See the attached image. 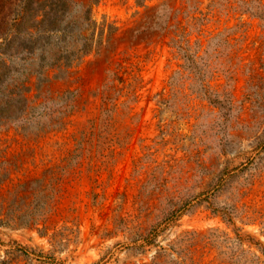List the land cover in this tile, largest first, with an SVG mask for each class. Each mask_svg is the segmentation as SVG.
<instances>
[{
    "label": "rangeland",
    "instance_id": "1",
    "mask_svg": "<svg viewBox=\"0 0 264 264\" xmlns=\"http://www.w3.org/2000/svg\"><path fill=\"white\" fill-rule=\"evenodd\" d=\"M159 1L94 4L98 21L116 25L114 40L86 55L66 77L49 76L41 85L35 76L23 82L21 70L36 64L35 56L33 62H22L18 56L4 57L5 64L0 61V72L9 70L0 80V264H148L157 247H136L133 240L139 228L156 221L159 193L145 196L143 204L138 195L151 168L148 153L158 146L162 133L172 138V131L182 135L178 145L166 144L170 154L180 156L181 144L195 138L200 148L207 147L205 156L211 159L219 155L223 160L235 151L241 152L235 163L246 155L255 157L257 175L252 183L245 181V194L237 205H249L256 220L247 222L244 208H239L234 223L260 244L239 241L232 224L202 205L171 222L156 242L166 245L178 236L196 234L197 261L243 264L255 251L264 264L258 249L264 248L259 221L264 222V146L258 144L264 139V19L232 11L230 28L207 47L210 84L226 104L220 108L190 93L188 80L182 87L184 96H171L169 79L180 59L168 43L170 30L150 27L137 32ZM169 1L176 7L181 4ZM223 39L227 43L217 46ZM125 54L139 63L143 78L133 110V133L113 156L103 157L93 141L86 144L84 139L98 115L106 71ZM12 90H21L30 101L15 97ZM67 92L70 103L65 104L59 95ZM223 146L228 154L221 153ZM163 157L167 156L157 154L158 160Z\"/></svg>",
    "mask_w": 264,
    "mask_h": 264
},
{
    "label": "trees",
    "instance_id": "2",
    "mask_svg": "<svg viewBox=\"0 0 264 264\" xmlns=\"http://www.w3.org/2000/svg\"><path fill=\"white\" fill-rule=\"evenodd\" d=\"M98 1L1 0L0 61L5 64L4 57L18 56L22 62L26 58L33 62L35 56L34 60H38L36 64L23 65V82L35 76L37 84L41 85L49 76H68L86 55L99 51L101 46L114 40L117 30L114 22L106 19L98 21L94 17L93 6ZM145 1L135 0L138 5H144ZM152 10L146 14L148 21L137 32L150 27L170 30L168 43L180 59L178 68L169 79L171 96H184L186 93L182 87L188 80L190 93L197 92L199 98L223 108L226 105L224 100L211 87L212 75L206 69L209 61L204 54L212 40L230 28L227 26L230 12L248 13L264 19V1L208 0L205 3L204 0H181V4L176 7L175 2L160 0ZM223 14H227L226 17ZM219 25L224 26L221 29ZM220 42L227 43V40L216 42V45H220ZM8 74L9 70L2 69L0 80L8 77ZM142 86L140 65L132 61L130 55H123L108 67L99 87L100 103L96 121L90 126L89 137L84 139L86 144L93 141L95 151L101 156H113L117 148L125 146L132 135L134 105ZM25 90L30 88L25 87ZM12 93H16L15 97L30 101L21 90H12ZM68 94L59 95L65 104L70 103ZM170 133L172 138H166L162 133L161 139L156 141L158 146L148 153L147 161L151 168L138 195V202L143 204L145 196L152 192L159 193V203L155 206L156 221L147 229L139 228L133 240L136 247H157L148 264H204L194 257L196 234L178 236L166 245L156 242L160 231H164L181 214L198 205L232 224L239 241L248 240L255 245L260 244L249 233H241L240 227L234 223L239 208H244L242 214L247 222L256 220L253 211H249V205L244 202L241 207L237 205V201L245 194L242 190L247 183L245 181L250 182L257 175L255 157L246 155L243 156L245 160L235 163V157L241 153L235 151L223 160L219 155L211 159L205 156L207 147L200 148L195 138L186 145L181 144L184 150L180 156L170 154L166 144L171 142L178 145V135H182L178 132L173 134V131ZM186 135L183 133V136ZM258 144L264 146V139ZM160 153L167 157L158 160L157 154ZM221 153L228 154V147L223 146ZM259 221L263 224L264 232V222ZM258 249L264 254V248ZM250 254V260L243 264H262L255 251H250Z\"/></svg>",
    "mask_w": 264,
    "mask_h": 264
}]
</instances>
